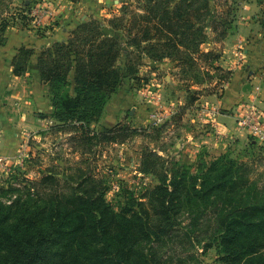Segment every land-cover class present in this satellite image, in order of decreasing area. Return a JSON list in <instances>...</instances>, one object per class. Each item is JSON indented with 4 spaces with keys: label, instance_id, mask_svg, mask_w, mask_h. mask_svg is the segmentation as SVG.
I'll return each mask as SVG.
<instances>
[{
    "label": "trees",
    "instance_id": "obj_1",
    "mask_svg": "<svg viewBox=\"0 0 264 264\" xmlns=\"http://www.w3.org/2000/svg\"><path fill=\"white\" fill-rule=\"evenodd\" d=\"M29 1L20 0L18 13L26 22L25 12L39 0ZM11 3L0 0V45L14 18ZM209 3L144 0L143 14L113 22L125 30L124 41L91 20L41 52L39 67L50 88L52 115L64 126L78 125L71 139L82 154L65 169L54 164L37 179L24 176L25 196L7 201L4 195L15 188L0 185V264H186L193 254L183 252L182 245L192 238L204 252L217 247L221 264H264V172L258 170L264 147L256 153L257 141L248 145L247 150H255L251 158L225 152L209 160L202 151L193 164L145 145L139 170L154 176L156 184L139 195L125 189L119 209L108 201L110 187L86 155L97 152L94 147L103 141L124 143L141 132L160 141L165 125L151 133L123 122L103 131L91 127L126 79L138 78L146 58L177 62L192 84H204L210 70L221 73L220 83L229 78L231 73L217 64L220 52L202 48L208 28L220 39L230 28V20L212 13ZM210 14L215 20L208 23ZM31 55V49L20 50L16 75L26 71ZM182 216L187 223H181Z\"/></svg>",
    "mask_w": 264,
    "mask_h": 264
},
{
    "label": "crops",
    "instance_id": "obj_2",
    "mask_svg": "<svg viewBox=\"0 0 264 264\" xmlns=\"http://www.w3.org/2000/svg\"><path fill=\"white\" fill-rule=\"evenodd\" d=\"M49 1L57 17L48 29L36 28L28 19L26 22L15 17L13 10H17V6L22 7L20 0H12L10 4V15L13 14L14 18L6 31V43L0 45L1 159L18 158L22 156L20 153L31 155L33 152L34 156L52 155L55 160V152L68 143L55 150L54 142L59 145L61 139L68 141L77 133V124L76 127L64 126L52 115L50 88L43 81L39 67L41 52L56 42L66 41L73 29L91 20H96L106 34L124 41L125 30L121 26L116 27L115 22L118 24L119 19L127 21L129 13L131 17L135 13H144V0ZM209 8L221 19L230 20L227 24L230 28L224 39L208 28L209 39L202 48L219 51L218 66L231 74L220 95L216 92L202 95L191 101L194 104L190 103L188 112L182 114V125L186 129L182 128L181 133L174 136H177L176 151L194 149L196 155L201 153L203 145L210 154L235 153L236 147L248 140L249 133L239 122L243 109L253 103L264 109V5L256 0H210ZM214 20L210 14L206 22ZM22 48L31 49L32 55L26 71L16 75L14 60ZM179 71L177 62L169 58L161 61L146 58L138 78L126 79L108 102L100 121L92 124V129L103 131L129 121L133 127H144L151 133L155 127L161 126L158 124V111H168L164 118H170L182 104H187L179 98L167 101L164 97V82L160 76H164L168 89L175 88L177 83L173 74ZM73 77L74 71L71 73L72 82ZM165 131L164 128L163 134H172V129ZM170 135H165V142H160L163 144L160 152L172 154L170 146L173 145L169 142L174 137L169 140ZM132 143L139 151L140 141L133 139ZM64 150L65 153L71 152ZM80 157L76 156L73 162ZM43 165V160L38 159L32 167L38 173L34 178L41 176Z\"/></svg>",
    "mask_w": 264,
    "mask_h": 264
},
{
    "label": "rangeland",
    "instance_id": "obj_3",
    "mask_svg": "<svg viewBox=\"0 0 264 264\" xmlns=\"http://www.w3.org/2000/svg\"><path fill=\"white\" fill-rule=\"evenodd\" d=\"M17 10H13L14 13L16 14L15 17H17L19 14V10L21 7L17 6ZM16 8V7H12ZM12 11V10H11ZM131 17V13H129V18ZM128 18V19H129ZM21 20V18H19ZM26 21V20H25ZM211 72L206 76V82L202 85L195 83L192 85V80L189 78H186L183 76L180 71L177 73L175 72L173 74L174 79L177 83V86L175 88L168 89L166 86V81L164 76H160L161 80L164 82V97L168 101H177V99H181L185 101L187 104H182L178 111H175L170 118L165 117L164 115L168 113V111H165L164 109L158 111V117L159 121L158 124L160 125H166L164 126L165 130L168 132L169 129H172L171 135L168 134H163L161 135L160 141L157 143L155 137L152 138V136H147L145 132H141L144 134H139L137 136L132 137V139L127 140L125 143H119V142H108V141H103L99 145L95 146L94 149H98L97 152H88L86 155L90 157L93 161V170L94 172L100 176L104 177L105 182L107 183L109 188V192L107 194V199L109 202H111L116 209L120 208V205L122 202L125 201V189H132L134 190L138 195L140 193L145 192L147 189L153 187L156 184V179H154V176L151 174H145L139 170V164L142 156V148L145 145H150L151 147L156 148L159 150L158 152L163 155H169L172 158L178 159L181 162H189L190 164H193L197 161L198 155H196V152L194 149L187 150L186 152H178L176 151L175 143L177 142V136L178 133H181V129L184 128L182 125V114L188 112L189 110L190 103L192 99L191 97L194 95L197 98H200L202 95L207 96L213 92H216L217 94L220 95L221 90L223 88V85L226 83V80H224L223 83H220V72H216L214 70H210ZM191 85V86H190ZM195 86V87H193ZM194 104V103H193ZM192 111V110H191ZM126 116H129L127 113ZM174 116V117H172ZM186 118V117H185ZM188 118V117H187ZM129 120V119H126ZM124 123H129V121H125ZM167 123V124H166ZM132 125V124H131ZM188 126V125H187ZM186 126V127H187ZM140 131H145L146 128L140 127ZM186 129V128H184ZM156 135V134H155ZM165 135H170L169 140L171 137H174L169 144H172L170 146L172 154H167L165 152H160V146L163 145L160 142H165ZM135 139L137 141H140L141 146H139V151L135 150L134 144L132 143V140ZM179 139V138H178ZM36 140V139H35ZM254 140L253 137H251L250 134H248V140L245 143H242L238 145L235 149L234 156H237L238 153L242 152V154H245V158H251L253 157V154L256 152H260L261 149L260 147H264V144H260L259 142L255 143L256 144V151L254 149H248V144L250 141ZM97 140H95L96 142ZM68 143L66 145L65 143ZM256 142V141H255ZM248 143V144H247ZM55 144V150L59 149V147L62 144L64 147L60 150L55 152V158L57 159H52V155H45L44 157L42 156H37L33 155H24L22 154L21 157L18 158H7L4 157L3 161L0 163V185H4L7 187L9 184L15 188V190H12L4 195L5 200L9 201L12 198H15L17 195L21 194L23 196L27 195V187H26V182L23 181L24 176H27L32 179H37L34 177H37V172L33 170V166L36 165V162H38V159L43 160V166L42 169L45 170L47 167H50L56 163H62L61 166L62 168H66L69 166L74 158L76 156L79 158L82 152L80 151V144L77 143L76 140H72L69 138L68 141L61 139L60 143L58 145V142H54ZM206 145H203L201 152H207L206 148H204ZM27 148H24L26 150ZM67 149L66 152L71 151L69 153H65V150ZM208 149V148H207ZM54 150V151H55ZM64 150V151H63ZM255 151V152H254ZM209 154L208 159L212 160L213 157L219 156L215 154ZM33 155V156H32ZM52 157V158H51ZM262 162H259V172H264V151L262 153ZM27 163V166H26ZM10 168V169H9ZM42 172V170H41ZM254 176V174H253ZM261 185L264 184V174L260 180ZM118 184V188L114 189V185ZM18 189V190H16ZM181 223H187V217L182 216L180 218ZM192 243V245H191ZM205 243V242H203ZM174 245V244H170ZM194 245V247H193ZM185 246L184 249L182 250L183 252L190 251V253L193 254V256L190 255V257L186 258V264H221V261L219 259L220 257V252L217 249V247H212L208 251L204 252L202 244H197L196 240L194 238L191 239L190 243H187V245H182ZM174 247H177L174 245ZM181 247V246H180Z\"/></svg>",
    "mask_w": 264,
    "mask_h": 264
},
{
    "label": "built area",
    "instance_id": "obj_4",
    "mask_svg": "<svg viewBox=\"0 0 264 264\" xmlns=\"http://www.w3.org/2000/svg\"><path fill=\"white\" fill-rule=\"evenodd\" d=\"M28 21L36 28L48 29V25L53 24L57 15L49 0H39L30 10L25 12ZM239 116V122L242 127L260 144H264V109L259 108L254 103L247 105ZM1 134V129H0ZM4 159V158H3ZM3 159L0 158V161ZM1 163V162H0ZM118 184L114 185V189Z\"/></svg>",
    "mask_w": 264,
    "mask_h": 264
},
{
    "label": "water",
    "instance_id": "obj_5",
    "mask_svg": "<svg viewBox=\"0 0 264 264\" xmlns=\"http://www.w3.org/2000/svg\"><path fill=\"white\" fill-rule=\"evenodd\" d=\"M30 3V1L29 0H26V4H29Z\"/></svg>",
    "mask_w": 264,
    "mask_h": 264
}]
</instances>
